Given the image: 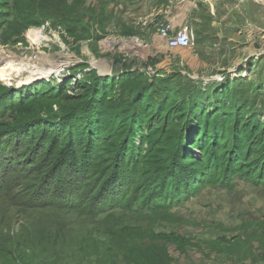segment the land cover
Masks as SVG:
<instances>
[{"label":"trees","instance_id":"16d2710c","mask_svg":"<svg viewBox=\"0 0 264 264\" xmlns=\"http://www.w3.org/2000/svg\"><path fill=\"white\" fill-rule=\"evenodd\" d=\"M68 1L12 0L9 5L6 0L0 4L1 41L16 42L28 26L48 19L71 30L88 10L84 0H73L72 5ZM203 34L196 31L201 43ZM247 86L240 93V81L225 80L204 92L200 82L180 72L162 77L126 72L116 78L93 71L75 83L36 81L18 89L0 82V115L8 111L15 123L10 128L21 131L39 123L66 137L45 150L66 162L53 163L49 176L61 170L60 179L65 175L80 196L74 197L71 190L65 202L47 199L42 208L56 206L85 216L78 230L47 223L40 232L27 231V263L20 259L25 254L21 244L13 248L12 241L0 239V264H35V251L45 243L50 247L46 256L55 264L64 248L70 259L78 246L86 256H95L86 264H146L150 258L152 264H168L165 247L144 246L143 228L123 217L171 208L202 184L225 186L238 174L264 183V121L258 114L264 107L254 106L257 95L264 94V83L249 81ZM117 90L114 99L111 93ZM243 170L249 173H240ZM90 179L87 189L84 184ZM146 181L151 185L145 186ZM144 188L160 190L159 200L144 199ZM84 195L92 196L91 205L80 198Z\"/></svg>","mask_w":264,"mask_h":264},{"label":"rangeland","instance_id":"374dc122","mask_svg":"<svg viewBox=\"0 0 264 264\" xmlns=\"http://www.w3.org/2000/svg\"><path fill=\"white\" fill-rule=\"evenodd\" d=\"M5 1L0 0V4ZM68 2L72 5L74 1ZM84 7L88 10L85 18L71 30L56 20H44L28 26L16 42L5 44L0 39V48L34 65L66 64L61 71L39 80L55 85L65 80L82 81L93 71L116 78L126 72L155 77L180 72L200 82L204 92L225 80L240 81V93L249 81L264 83V0H84ZM168 21L177 29L188 26L193 36L191 48H168L158 35ZM125 28L137 32L125 33ZM198 29L204 33L203 43L196 35ZM31 30L40 32V40H29ZM18 81L0 79L16 89L31 84L19 85ZM111 96L115 99L118 90ZM254 106L257 110L264 107V94L257 95ZM55 111L59 114V107ZM7 112L0 115V239L12 241L13 248L14 243L21 244L25 254L20 259L27 263V231L40 232L47 223L69 224L78 230L85 216L56 206L42 208L47 199L65 202L71 190L74 197L80 196L65 175L60 179L61 170L49 176L55 170L53 163L64 166L66 162L45 150L66 137L60 136V130H46L39 123L36 128L13 130L10 127L15 123ZM258 114L264 121V112ZM67 161L74 162L71 158ZM91 181L84 187L90 188ZM146 185L151 182L146 181ZM159 193L148 191L144 199L153 196L159 200ZM80 198L88 205L93 203L90 195ZM123 218L143 228L144 246L165 247L168 264H264V183L253 177L247 180L238 174L225 186L204 183L194 195L171 208H157L151 214L126 213ZM163 233L165 238L158 237ZM78 248L70 259L64 248L57 264L62 260L63 264H86L87 259L95 258ZM35 252L39 254L34 257L35 264H55L46 256L50 253L47 243ZM153 261L150 258L146 264Z\"/></svg>","mask_w":264,"mask_h":264},{"label":"bare ground","instance_id":"6f19581e","mask_svg":"<svg viewBox=\"0 0 264 264\" xmlns=\"http://www.w3.org/2000/svg\"><path fill=\"white\" fill-rule=\"evenodd\" d=\"M29 40L37 42L41 38L39 31L31 30L28 33ZM67 63V62H66ZM66 64H52L46 66L34 65L31 60L20 58L17 55H9L0 48V79L8 82L17 78L19 85H26L48 78L63 68ZM24 75H26L24 77Z\"/></svg>","mask_w":264,"mask_h":264},{"label":"built area","instance_id":"2783aa9c","mask_svg":"<svg viewBox=\"0 0 264 264\" xmlns=\"http://www.w3.org/2000/svg\"><path fill=\"white\" fill-rule=\"evenodd\" d=\"M158 35L171 50L191 48L193 45V36L187 25L180 26L177 29L176 26L168 21L166 27Z\"/></svg>","mask_w":264,"mask_h":264}]
</instances>
